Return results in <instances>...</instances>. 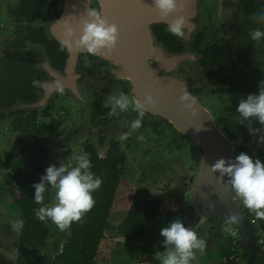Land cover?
<instances>
[{"label":"flooded vegetation","instance_id":"obj_1","mask_svg":"<svg viewBox=\"0 0 264 264\" xmlns=\"http://www.w3.org/2000/svg\"><path fill=\"white\" fill-rule=\"evenodd\" d=\"M45 4L49 6L41 8L40 0H0V41H3L6 47L5 62L0 69V82H3L8 74L13 54L20 51L26 55L24 62V56H20L21 67L27 69L31 76L40 81L34 100L18 101L13 107L4 110V116L0 118V131L10 126V132L13 131L20 135L18 143L7 155L8 157L4 158L0 153V170L10 165L11 172L13 161L16 158L34 154L37 146L46 143L50 145V148L43 158L45 162V158L54 146L70 141L71 133L62 130L63 119L66 117L65 114L62 116L63 114L59 112L62 108L67 112L70 111L77 121L74 135L81 134L82 126L86 129L87 124H94L100 130L107 129L109 133L116 125L120 130L129 132L131 121L137 118V113L131 108L126 113H120L118 117L108 115L110 107H105V105L111 96L124 93L135 101L133 86L129 80H124L115 74L118 69L115 61L98 52L91 54L88 51L79 53L75 65L76 80L81 94L63 89V91L51 94L45 105L37 108L26 107L39 102L43 97L41 86L51 83L54 79L48 68L61 76H66L67 62L70 58L68 48L65 46L64 50H61V43L53 38L49 28L65 12V0H48ZM90 10H96L102 14V3L93 1L90 4ZM262 10H264V0H196V12L190 19L194 26L190 33L185 28L184 38L172 35L167 23L151 25L154 44L166 57L187 56V59L178 67L172 65L168 70L185 81L189 93L203 102H207L210 98L225 100L221 110H214L215 121L226 116L220 114L227 107L228 113L232 110L229 92L231 78L240 75L243 71L247 73L255 69H264V40L253 41L249 35L251 29H264V24H257L253 19L254 14ZM26 36L36 37L37 41H30ZM241 56L244 57L243 60L242 58L233 60ZM241 61L247 63L243 66L230 64L224 68L219 63ZM56 62L64 63L57 65ZM148 62L160 66L158 59L151 58ZM225 97H228V100ZM62 99L65 102L68 100L69 103H65ZM17 110L26 111V117L30 112L36 111L38 117L36 123L50 125L52 129L41 137L18 129L16 125H22V123L17 122V114H13ZM57 113H60L59 117ZM157 120L172 128L174 135L176 137L178 135L180 141H184V148L191 157L193 145L189 144L187 137L178 132L163 117L145 111L141 127L148 129V126H152L153 131L158 130L161 124L157 123ZM59 131L65 133L64 138L52 137ZM2 132L3 135L8 134L5 130ZM135 133L137 132H132L126 140L129 141ZM158 133L161 132L158 131ZM3 135L0 133V141ZM107 135L105 131H102L99 143H104L109 138ZM28 138L32 139L31 143ZM131 140L133 141L134 138ZM87 142L90 141H85L84 145ZM114 142L119 144L118 140L113 138L109 140L108 145L111 146ZM12 187L13 184L10 188ZM220 223L223 222L218 220L215 226H212L211 231Z\"/></svg>","mask_w":264,"mask_h":264},{"label":"trees","instance_id":"obj_2","mask_svg":"<svg viewBox=\"0 0 264 264\" xmlns=\"http://www.w3.org/2000/svg\"><path fill=\"white\" fill-rule=\"evenodd\" d=\"M40 0L41 8L49 5ZM50 1V0H49ZM30 41H37L36 37L26 36ZM26 38V39H27ZM22 51L14 53L8 67V74L4 81L0 82V118L4 116V110L13 107L18 101H32L36 98L37 85L40 81L30 75V72L21 67L20 56ZM244 59L243 56L236 59ZM64 62H56L57 65ZM224 68L230 64L243 66L247 62H219ZM34 81H37L34 85ZM231 108L229 113L235 115L231 119L229 115L216 119L217 124L227 135L239 142L238 155L247 152L254 158L264 161V145L258 146L252 136L248 133L247 125L239 123L240 116L236 107L241 98L248 93L259 91L264 83V69L242 72L231 78ZM18 129L26 131L30 135L41 137L52 129L47 124H37V112L32 111L26 117V111L17 110ZM47 114V111H45ZM169 123V122H168ZM251 127L260 128L255 121L250 122ZM25 126V127H24ZM191 157L197 169L202 158V149L197 144H192ZM50 145L42 144L36 147L35 153L23 155L16 158L12 164L11 183L13 187L8 189V196L12 204L20 208L22 227L18 241L16 264H96L97 258L103 245L107 240L106 232L111 227L110 218L118 196L119 186L122 182L127 162L126 154L121 150L119 144L114 142L109 147L107 154L101 157L98 148L90 142L84 145V152L90 157L92 163L91 171L100 176L102 185L94 194V207L84 215L80 222H74L68 228L64 239L55 244V255L48 256L44 249L48 245L51 236V221L41 222L36 216L34 209L41 207L34 202V183L41 180L45 173V162L43 158L48 152ZM196 171V170H195ZM194 175L185 176V180L178 185L167 184L162 192L154 199H139L134 190L128 193V200L125 203L126 214L118 226L120 233L130 241L147 239L157 251L165 252L163 248V237L160 236V229L175 219H181L186 226L194 228L197 232L201 223V217L197 214L194 205L188 199L187 194L192 187ZM50 188L45 193L44 204L51 205ZM243 213L248 217L247 231L253 241L260 240V233L264 235V219H258L253 212L243 206ZM228 244L231 241L229 236L225 239ZM242 245V258L247 260L251 256L250 249L240 240ZM228 253L225 245L222 256ZM257 264H264V252L257 257Z\"/></svg>","mask_w":264,"mask_h":264},{"label":"water","instance_id":"obj_3","mask_svg":"<svg viewBox=\"0 0 264 264\" xmlns=\"http://www.w3.org/2000/svg\"><path fill=\"white\" fill-rule=\"evenodd\" d=\"M95 0H65V12L49 28L54 39L60 43L66 39V27L76 29V36L81 34L83 21L89 19L90 4ZM103 6L102 15L119 27L118 45L112 51L101 50L98 53L118 65L117 74L129 80L133 86L134 99L143 102L148 94L155 97L154 105H146L145 111L163 117L173 127L187 137L190 144H197L202 149V158L194 172L192 187L188 198L203 221V231L198 234L204 238L211 232L218 220L237 232L238 238L250 249L251 256L246 264H257L258 254L264 252L261 241H253L247 231L248 217L243 213L237 196L233 193L226 175L213 171L216 160L225 158L233 160L238 155V144L217 124L213 113L197 97H193L185 81L169 71L172 65L178 67L187 59L186 55L166 57L153 40L151 25L167 23L170 25L177 16L185 18L184 28L190 33L193 29L191 18L196 12V0H180L183 7L180 11L163 17L155 7L154 0H96ZM68 48L70 58L67 62L66 76L48 70L53 74L51 83L41 86L43 97L39 102L26 106L37 108L45 105L48 97L54 92L69 89L81 94L76 80L75 65L77 56L87 51L84 48ZM158 59L160 66L150 64L149 59ZM162 72H165L162 74ZM187 96L186 102L181 101ZM185 103L192 104L186 108ZM236 215L239 220L231 221ZM206 234V235H207Z\"/></svg>","mask_w":264,"mask_h":264},{"label":"clouds","instance_id":"obj_4","mask_svg":"<svg viewBox=\"0 0 264 264\" xmlns=\"http://www.w3.org/2000/svg\"><path fill=\"white\" fill-rule=\"evenodd\" d=\"M155 7L163 17L180 11L183 7L180 0H154ZM89 19L83 21L81 34L76 36V29L66 27V39L61 42V50L67 45L69 48H84L91 54L101 50L112 51L118 45L119 27L110 23L99 11L90 10ZM257 24H264V10L254 14ZM185 18L182 15L173 19L169 31L172 35L184 38ZM253 41L264 40V29L255 28L249 32ZM34 85L38 83L33 82ZM188 97L182 96L181 101L186 102ZM228 100V97H225ZM156 99L148 94L143 102H137L121 93L119 96H111L105 107H110L109 116H119L131 108L137 113V118L130 123V131L123 133L119 139L126 140L132 132L140 129L145 116V106L154 105ZM230 103V100H229ZM186 108L192 104L185 103ZM236 111L239 113L241 125H247L248 133L253 137L258 146L264 145V83L256 93H248L240 99ZM255 120L261 127L253 128L250 122ZM143 135L138 140H143ZM76 165L68 167L61 164L59 167L51 165L47 167L38 183H34L33 199L41 207L34 209L36 218L41 222L51 221L60 231L70 228L72 223L80 222L95 204L93 194L100 189L102 179L94 174L92 163L87 153H81L76 157ZM213 171H219L221 176L226 175L233 193L242 200L243 205L255 214L258 219H264V161L254 158L247 152H241L233 160L220 158L212 165ZM49 188L55 190L56 202L51 205L44 204L45 193ZM231 221L236 222L239 217L231 216ZM13 230L22 227V222H12ZM224 231H228L227 228ZM163 239L165 254L160 257V264H191L196 252L203 254L206 250V241L198 235V232L186 226L181 219H175L160 229ZM247 261V260H245Z\"/></svg>","mask_w":264,"mask_h":264},{"label":"rangeland","instance_id":"obj_5","mask_svg":"<svg viewBox=\"0 0 264 264\" xmlns=\"http://www.w3.org/2000/svg\"><path fill=\"white\" fill-rule=\"evenodd\" d=\"M5 48L4 42L0 41V69L3 62H5ZM62 100L65 102L64 99ZM65 103L68 104V100ZM202 103L214 113V110H221L225 100L210 98L207 102L202 101ZM79 111L82 112L81 110ZM227 111L228 107L220 115H229L231 119H235V115ZM59 112L61 115L63 114L62 116L64 114L66 116L63 119V124L65 122V125L62 124V130L66 133L70 132L72 137L70 141L61 142V145H56L52 148L45 158L46 169L53 164L57 167L61 164L68 167L75 166L76 157L84 152L85 141H90L97 146L100 156L104 157L110 147L108 145L109 140L115 138L118 140L121 150L127 156L124 175L110 218L111 227L106 232L107 240L101 249L96 264H160V257L165 252L157 251L155 246L147 239L136 241L126 239L120 233L118 226L125 217V203L128 200V192L130 190H134L139 199H154L162 192V188L165 185L169 183L181 184L185 180V176L194 175L196 170L195 162L190 157L187 149L184 148V141H180L178 135L177 137L174 135L172 128L163 125V123L161 124V121L158 120L157 123L161 124H158V130L153 131L152 126H148V129L141 127L131 137L134 138L133 141L131 138L129 141H121L119 137L125 131L120 130L117 125L109 133L106 131L107 129L100 130L94 124H87L86 129L82 126L81 134L74 135L77 121L72 117L73 114L63 108ZM60 113H57L58 117ZM57 128L60 129L61 127ZM3 130L7 131L8 134L3 135ZM10 131V126L2 128L0 131L3 135L0 141V153L4 158L8 157L7 155L15 148L20 136ZM102 131H105L109 138L101 144L99 143V137ZM158 131L161 133H158ZM141 135L144 137L142 141L138 140ZM55 136L64 138L65 133L59 131L52 135V137ZM31 142L32 139H30ZM10 178V165H7L0 170V264H16L20 228L13 230L11 225L13 221H22L20 208L12 204L8 196V189L12 186ZM50 194V204H53L56 202L55 190L50 188ZM237 199L243 209L242 200L238 197ZM203 221L202 219L199 225L198 234L203 231ZM225 228L228 231H224ZM229 230L228 225L220 223L211 232L206 233L207 235L205 234L204 236L207 245L206 250L203 254L196 252L195 259L192 260L191 264H222V253ZM67 231L68 229L60 231L53 223L48 245L44 249L48 256L53 257L55 255V244L64 239ZM259 241L264 247V235L262 233H260ZM242 249L241 245V251ZM241 251L240 256L242 257Z\"/></svg>","mask_w":264,"mask_h":264},{"label":"built area","instance_id":"obj_6","mask_svg":"<svg viewBox=\"0 0 264 264\" xmlns=\"http://www.w3.org/2000/svg\"><path fill=\"white\" fill-rule=\"evenodd\" d=\"M228 236L231 241L226 243L228 253L222 256V264H246V261L240 256L241 244L237 232L230 229Z\"/></svg>","mask_w":264,"mask_h":264}]
</instances>
